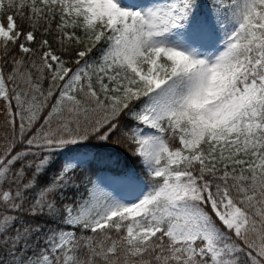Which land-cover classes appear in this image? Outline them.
<instances>
[{
  "label": "snow or ice",
  "instance_id": "snow-or-ice-1",
  "mask_svg": "<svg viewBox=\"0 0 264 264\" xmlns=\"http://www.w3.org/2000/svg\"><path fill=\"white\" fill-rule=\"evenodd\" d=\"M0 264H264V0H0Z\"/></svg>",
  "mask_w": 264,
  "mask_h": 264
},
{
  "label": "trees",
  "instance_id": "trees-1",
  "mask_svg": "<svg viewBox=\"0 0 264 264\" xmlns=\"http://www.w3.org/2000/svg\"><path fill=\"white\" fill-rule=\"evenodd\" d=\"M111 143V142H109ZM99 152L101 154L102 157H108L109 155H111L113 160H119L122 164H127V166L132 167V166H136L138 167V162L135 161L134 159H130L127 158L124 154L127 152V149L124 148L123 145H121L119 147V149L115 152H113V150L111 148H101L99 149ZM85 175H87V173H84ZM81 191H83V189H81Z\"/></svg>",
  "mask_w": 264,
  "mask_h": 264
},
{
  "label": "rangeland",
  "instance_id": "rangeland-1",
  "mask_svg": "<svg viewBox=\"0 0 264 264\" xmlns=\"http://www.w3.org/2000/svg\"><path fill=\"white\" fill-rule=\"evenodd\" d=\"M133 2H139V0H133Z\"/></svg>",
  "mask_w": 264,
  "mask_h": 264
}]
</instances>
